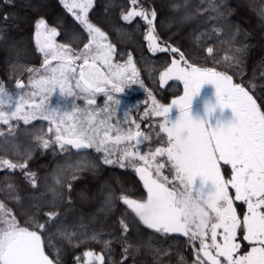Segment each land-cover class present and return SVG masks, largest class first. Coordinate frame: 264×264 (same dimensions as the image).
Returning <instances> with one entry per match:
<instances>
[{"label":"snow or ice","instance_id":"6c2138e0","mask_svg":"<svg viewBox=\"0 0 264 264\" xmlns=\"http://www.w3.org/2000/svg\"><path fill=\"white\" fill-rule=\"evenodd\" d=\"M60 3L69 12L79 10L74 13V18L87 31L88 42L83 49L75 51L67 44L55 42L58 30L48 26L44 18L35 22V44L37 51L44 57L41 65L43 71L28 67L30 76L27 87L36 90L13 93L0 81V124L8 126V135L15 136L11 120H23L25 125L36 119L49 121L52 127L48 130L51 132L55 129L54 139L61 151H69L66 145L77 150V163L68 165L74 171L98 167L94 160L79 159L86 155L80 150L90 148L105 153V164H118L121 168L132 167L143 182L147 199L136 201L122 194L120 200L147 229L162 235L179 233L188 237L190 243L198 241L196 264H204L205 260L208 264H264V112L253 96L241 84H234L232 76L214 68L193 66L181 54L183 66L174 58L171 65L160 74V82L162 87L171 80L181 82L183 95L172 100L169 106L157 103L150 95L151 112L163 117L159 128L160 133L166 136V146L141 154L139 148L142 133L139 131V124L135 125L136 131L109 124L112 119L111 105L119 110L121 100L109 94L108 89L119 93L126 83H139V73L131 55L125 65L116 66L114 70L111 57L115 49L104 43L107 40L105 33L89 22L88 13L94 0H73L71 5L66 0H60ZM129 3L131 7L126 13H121V19L130 23L133 18L141 17L145 21L148 25L145 40L149 42L150 51H179L175 47H157L158 37L154 26L156 12H149L143 7L137 8L138 0H129ZM213 7L215 10V6ZM0 39L3 37L0 36ZM207 51L211 55L213 48L208 47ZM236 51L241 49L237 48ZM53 60L60 63L53 67ZM97 60L108 67V73L100 70ZM77 61L82 63L77 64ZM236 61L239 62L240 57ZM37 74L39 79L36 78ZM206 84L214 86L215 103L205 102L202 115L194 116L191 113L193 99ZM16 89H26L25 83L17 79ZM96 93H105L107 96L102 110L107 114L106 117L75 105V99H84L87 105L95 104ZM38 95L41 97L39 101L36 100ZM53 95L64 98L67 107L53 108ZM216 109H230L232 118L226 122L216 119L215 123H211ZM147 115L148 110L145 111V116ZM98 118L99 124H96ZM65 121L69 123L65 124ZM100 127L104 128L102 134ZM112 131L116 132L115 136L111 135ZM4 135L0 131V137ZM157 136L159 137V133ZM36 138L41 141V147L46 149L50 146V139H44L42 134ZM133 140V150L125 149L118 159L113 158L116 150L107 146L110 142L118 145L123 141ZM2 143L6 144L7 140ZM165 156L166 162L157 159ZM30 158L29 155L27 159ZM27 159L14 162L0 158V170H20L35 189L38 187L36 174L26 171ZM136 160L141 163H134ZM221 162L231 167L230 179H225L222 175ZM169 165L171 179L161 172ZM72 179L76 177L73 176ZM56 184H60L61 188L46 185L45 193H41V198L37 200L38 207L56 209L62 206V181L58 179ZM229 187L235 191V200L246 205L242 219L234 207ZM13 188V185H7V190L11 191ZM68 188H72L71 183ZM47 192L52 193L51 198L42 199ZM11 198L17 202L21 199L18 194ZM114 198L115 193L109 189L106 208L113 206ZM8 215L5 205L0 203V264H55L45 254L41 234L34 230H43L45 224L39 223L33 214L30 221L33 230H30L18 226L16 218L9 219ZM45 215L48 221H53L58 218V211L50 210ZM130 220L127 214L121 218L122 235L129 232ZM220 229L222 232L218 231ZM240 233L243 241L252 245L246 254H238L241 243L237 242V238ZM209 234L210 243L206 239ZM63 235L70 240L73 234L65 231ZM159 251L163 252V249ZM84 255L94 257L98 264H105L103 255H94L92 252H85ZM130 255L129 248H125L120 264H126ZM84 264H89V261L86 260ZM156 264L162 262L157 260Z\"/></svg>","mask_w":264,"mask_h":264},{"label":"trees","instance_id":"16d2710c","mask_svg":"<svg viewBox=\"0 0 264 264\" xmlns=\"http://www.w3.org/2000/svg\"><path fill=\"white\" fill-rule=\"evenodd\" d=\"M129 7V0H94L88 16L89 22L105 33L107 40L104 43L115 49L111 57L114 68L125 65L131 55L139 73V83H126L119 93L110 88L108 92L121 100L119 110L111 105L109 124L133 131L139 124L141 154L152 151L164 140L158 132V119L142 115L150 106V95L158 103L167 105L183 93L178 81H171L163 88L160 86V74L170 66L172 58L180 59L181 54L193 66L214 68L232 76L233 83L245 87L264 112V0H138L137 8L154 10L157 14L154 26L158 44L177 48L179 51L175 53L170 50L151 53L145 40L148 31L145 21L141 17L133 18L130 23L121 19V13H126ZM39 18L57 28V44H67L79 51L88 42L87 31L60 0H0V36L3 37L0 39V81L13 93L36 90L27 87L28 67L43 71L44 57L37 51L34 37V25ZM208 47L213 48L211 55ZM237 48L241 51L237 52ZM237 57H240L239 62ZM58 63L53 60L52 66ZM97 66L108 73V67L99 60ZM36 78L39 79L38 74ZM17 79L25 83L26 89H16ZM72 83L74 85L75 81ZM40 98L38 95L36 100ZM94 98L96 103L93 105H87L84 99L74 102L81 109L106 117L102 111L106 94L96 93ZM51 106L63 109L67 104L64 98L53 95ZM95 123L99 124V118ZM10 124L15 128V136H9L8 126L0 124V131L5 134L0 137V158L23 162L30 155L26 171L36 174L38 187L34 189L20 170H0V203L5 205L8 218L15 217L20 227L33 230L30 222L33 214L39 223L45 224L43 230H34L41 234L45 254L55 264H77L80 258L84 262L85 252L103 255L105 264H120L125 248L131 253L126 264H156L157 260L162 264H195L198 244L190 243L188 237L179 233L162 235L147 229L120 200L122 194L136 201L147 199L143 182L132 167L105 164V153L90 148L80 150L86 155L79 159L94 160L98 167L74 171L68 165L77 163V150L66 145L69 151H61L54 139L55 129L48 130L52 127L49 121L36 119L25 125L23 120H11ZM100 131L102 134L104 128L100 127ZM41 134L51 141L46 149L36 138ZM111 135L115 136L116 132L112 131ZM4 140H7L6 144L2 143ZM107 146L116 150L113 158L118 159L125 149H134L135 141H123L118 145L110 142ZM158 160L166 162L165 158ZM134 163L141 162L136 160ZM161 172L172 178L170 166ZM73 176L76 179H72ZM58 179L63 185L62 206L56 209L38 207L37 200L45 193L46 185L61 188L56 184ZM9 184L14 186L11 191L7 190ZM109 189L115 193V198L113 206L106 208ZM17 194L21 198L19 202L11 198ZM51 196L52 193L47 192L42 199ZM50 210L58 211L57 219L48 221L45 213ZM126 214L131 218L130 228L122 235L120 220ZM65 231L73 234L70 240L63 235ZM88 261L98 264L94 257Z\"/></svg>","mask_w":264,"mask_h":264},{"label":"rangeland","instance_id":"374dc122","mask_svg":"<svg viewBox=\"0 0 264 264\" xmlns=\"http://www.w3.org/2000/svg\"><path fill=\"white\" fill-rule=\"evenodd\" d=\"M79 2V0H78ZM66 3H68L69 5H71L73 3V0H66ZM67 9V8H66ZM79 10L78 9H73V12H70L72 14L78 12ZM147 41V40H146ZM147 45H148V49H149V42L147 41ZM156 45L157 47H162L158 44V42L156 41ZM150 51V50H149ZM151 53H157L159 51H156V52H152L150 51ZM174 58H172L173 60ZM177 61H180L181 65L183 66V63L180 59H177L175 58ZM171 60V62H172ZM171 65V64H170ZM115 70V68H114ZM171 81H174V80H171ZM171 81H168L167 84ZM179 82V81H178ZM181 85L182 83L179 82ZM166 84V85H167ZM165 85V86H166ZM160 86H161V82H160ZM163 86V87H165ZM162 87V86H161ZM162 87V88H163ZM183 87V85H182ZM214 93H215V89H214V86L210 85V84H206V85H203L201 90H200V93L198 94V96L194 97L193 99V103H192V106H191V113L194 115V116H199V115H202L203 113V105L205 102H210V103H215V96H214ZM183 93L180 95L182 96ZM179 96V97H180ZM179 97L177 98H174V99H178ZM172 99V100H174ZM172 100L169 102V104L167 105H164V106H169L171 105V102ZM157 102V101H156ZM158 103V102H157ZM160 104V103H159ZM151 108H152V99H150V106L147 108L148 110V115L147 116H151L153 118H156L158 119V124H157V127H158V132L160 133V124L163 122V117H160V116H155L152 112H151ZM146 111V110H145ZM145 111L144 113L142 114L144 117L145 116ZM232 116H231V110L230 109H223V111H221L220 109H216V111L213 113V119L210 121L211 123H215V120L216 119H220L222 122H226L228 121L229 119H231ZM161 136L164 138V140L157 146H166V144L164 143L166 141V136L163 134V133H160ZM70 146V145H69ZM156 148V147H155ZM155 148L152 150L154 151ZM160 158H165L166 161H167V157H158L157 159H160ZM170 166V165H169ZM221 172H222V175L225 177V179H230L231 178V167L229 165H223V162H221ZM229 194L230 196L233 197V200H234V207H236L237 209V214L238 216L242 219L243 218V215L244 213L246 212V205L242 202V201H236L235 200V191L233 189H231L229 187ZM220 232H222V229L218 230ZM208 240V242L210 243V234H209V237L206 238ZM219 239V237H218ZM237 242H240L241 243V247L239 249V253L238 254H246L247 251L250 250L251 246L249 244V242L247 241H243V238H242V233L238 234V238H237ZM196 244L199 245V242L196 241L195 242ZM85 256V255H84ZM203 259V257H201ZM83 259L84 262L88 259L90 260L91 258H88V257H84ZM221 260L223 259L222 257L220 258ZM195 261H196V255H195ZM84 262L82 261V258H80L77 262V264H84ZM196 264V262H195ZM204 264H208V261H204Z\"/></svg>","mask_w":264,"mask_h":264}]
</instances>
